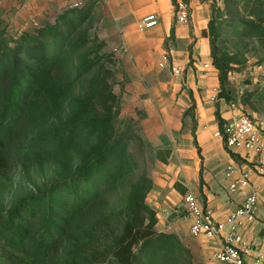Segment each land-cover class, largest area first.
<instances>
[{
    "label": "trees",
    "instance_id": "obj_1",
    "mask_svg": "<svg viewBox=\"0 0 264 264\" xmlns=\"http://www.w3.org/2000/svg\"><path fill=\"white\" fill-rule=\"evenodd\" d=\"M95 1L68 7L55 21L24 30L14 45L0 41V182L15 165L32 164L74 145L79 155L72 173L21 197L8 208L0 207V264H193L192 251L180 236L156 226L157 210L147 200L154 179L147 169L130 183L120 211L101 216L88 226L102 231L117 225L120 228L115 237L99 250L77 248L67 258L61 256L66 239L89 237L75 235L85 228L87 208L111 185L135 173L138 167L129 149L133 138L145 141L131 124L120 131L116 128L115 118L122 107L114 87L117 61L113 54L100 52L105 43H100L101 48L88 63L91 80L73 101L69 118L57 126L26 131V120L43 117L42 93L53 101L54 109L60 106V100H54L56 88L45 84L83 45L76 42V35L90 17ZM171 1L176 5L177 0ZM247 1L249 17L242 19V25L264 47V0ZM209 26L212 63L219 76L218 96L231 101L229 71L246 57L220 55L213 18ZM215 114L222 130L226 120L220 103ZM193 135L198 146L194 129ZM170 151L168 147L159 149L157 156L167 162ZM231 154L246 161L236 152Z\"/></svg>",
    "mask_w": 264,
    "mask_h": 264
},
{
    "label": "rangeland",
    "instance_id": "obj_2",
    "mask_svg": "<svg viewBox=\"0 0 264 264\" xmlns=\"http://www.w3.org/2000/svg\"><path fill=\"white\" fill-rule=\"evenodd\" d=\"M124 1H95L90 17L85 21L76 35V42H81L83 45L68 61L61 64L54 71L45 84V86L56 88L53 93L54 100L59 99L61 102L60 106L54 109L53 101L47 97L45 92L42 93L40 106L42 107L43 117L26 120L25 127L27 132L28 130L37 132L42 127L49 125L57 126L69 118L73 101L83 94L91 80L90 74H87L88 63L93 60L96 52L101 48L100 43H105L100 52L113 54L117 61L115 64L117 73L115 75L116 83L114 87L121 97L122 107L119 115L115 118L116 128L120 131L128 124H131L135 133L139 135H141V131L143 133L144 129H150L149 131L153 132L152 124L148 128H145L146 125L144 124L145 116H148L146 110L154 113V109H156L154 96L151 94L145 95L149 93L150 87L155 86L153 85L155 83H152L153 79L139 74L135 80H129L125 73H122L119 69L120 63L126 55L135 59V56L132 54L134 53L133 50L128 48L127 43L121 38L122 32L118 26L120 14L128 11L131 9L130 6H133L130 2L128 5ZM149 1L155 0H145V3ZM168 1V4L172 5V9L174 10V22H176V6H174L171 0ZM193 5L192 10L193 14H195L189 18V26L185 28L186 32L183 39L178 38L175 33L168 36L163 43L162 53L168 52L170 54L172 45L183 46L189 49L197 41L203 42L206 45L208 44L210 50L209 21L213 18L214 38L218 53L220 55L243 54L246 57L243 63H234L232 69L229 71L227 87L232 95L231 101L237 102L244 111L253 117L264 135V47L261 46L255 36L246 33L244 25L241 22L242 19L249 17L248 5H250V2L247 0H199L198 2H194ZM67 8V0H0V41L2 40L8 42L9 45H14L24 30L55 21L56 17ZM133 10L135 11V8ZM150 12H155L159 18L161 17L159 12L146 6L137 21L138 29L142 30L138 23L143 19L144 15ZM188 68L189 65L182 72L183 77H181L180 84H177V86L172 82L171 73L162 75L163 80H165L163 84L170 81V86L173 85L176 89L180 87L174 103V105H177L175 107L177 112L170 114V120L172 119V121L170 127L167 126L166 128L167 139H171L169 133L174 131L181 138H184L186 125L191 122V119L195 118V106L192 105L190 97L188 99L186 95L182 94V90H185L187 93L192 89L187 83ZM218 87L220 90V84ZM203 88L204 86H198L200 91ZM173 89L175 90V88ZM137 91H140L137 99L140 101L135 103L134 100L137 97L134 96V93H137ZM126 92L127 94L125 95ZM186 99L188 101L187 104ZM221 99L218 96L214 100L216 105L222 102ZM49 107H52V110ZM35 113L36 111H34ZM38 113H40L39 110ZM180 120L182 126H179ZM193 122H191L192 125ZM72 148L66 151H57L53 155L32 164L13 166L8 175L0 182V207L4 209L8 208L21 197L31 192L42 190L56 179L72 173L79 161L76 145ZM164 148L167 147H163L162 149ZM129 149L134 155L138 167L135 173L127 175L120 183L111 185L100 200L87 208L83 221L85 228L75 235H87L89 237L73 238L72 240L66 239L61 248V256L63 258H67V255L70 252H75L77 248L84 252L90 249L99 250L103 248L104 244L115 237L120 228L117 225L102 231H93L88 226L95 219L122 209L124 196L128 192L129 185L141 171L147 169L151 175L155 174L156 178L161 176L166 179H169L171 176L172 166H175L173 168V171H175L176 159H172V164L169 160L166 163L161 161L157 156L158 150L152 142H142L135 136L131 141ZM167 155L170 156V153ZM180 213L184 214V210ZM194 240L197 243H205L201 239ZM185 244L192 251L193 264H212V259L206 253L199 254L195 250H192L187 243Z\"/></svg>",
    "mask_w": 264,
    "mask_h": 264
},
{
    "label": "crops",
    "instance_id": "obj_3",
    "mask_svg": "<svg viewBox=\"0 0 264 264\" xmlns=\"http://www.w3.org/2000/svg\"><path fill=\"white\" fill-rule=\"evenodd\" d=\"M124 2L128 5L130 2L133 6L120 14L118 26L122 32L121 38L127 43V47L133 50L134 53L132 54L135 59L126 55L123 57L119 69L125 73L129 80H135L139 74L153 79L152 83H155L153 84L155 86L150 87L149 93L145 95L154 96L156 109H154V113L146 110L148 116H145L144 120L145 128L152 124L153 132L143 128L145 133L141 131V135L146 142H152L157 150L163 147L170 148L168 160L172 164V159H176V168L178 167V170L175 168V171H173L175 166L171 167L169 179L161 176L156 178L155 174L152 175L154 187L149 192L147 200L157 210V228L176 232L192 250L199 254L206 253L212 259L218 243L205 234L200 236L192 234L191 219L182 207L184 194L189 190L194 191L218 218L223 219L240 205L248 193L254 188H258L257 220L249 225L245 235L247 239L252 241L254 250H264V175L255 171L251 176V186L236 192L229 189V181L225 175L228 165L231 163L241 164L244 161L235 159L231 154L232 150L224 140L214 134V130L219 127V124L215 114L216 103L209 96L214 93V87L219 86V76L215 67L209 68L204 65L205 62L212 61L211 49L209 50L208 44L200 41H197L189 49L183 46H171V61L181 64L184 68L183 71L189 65L187 83L192 89L187 93L182 90V94L186 95L188 99L190 97L191 102H194L196 121L193 122L191 119L193 125L191 122L186 125L184 138L170 130L171 139H167L166 128L167 126L170 127L172 121L170 114L177 112L175 108L177 105L174 103L180 87L176 89L175 86L180 84L183 75L182 73L174 74L170 67H160L158 61L163 51L165 39L172 35V27H174L175 35L183 39L186 32L185 28L189 26V23H182L177 18V21L174 22V10L172 5L168 4V0H155L147 3L145 0H125ZM193 3L191 2L190 5L191 16L195 14L192 10ZM146 6L160 13V22L140 30L137 27V21ZM167 73L172 74V82L175 86H170V81L163 84L165 80H163L162 75ZM198 86H204V88L200 91ZM139 92L134 93V96L137 97L134 100L135 103L140 101L137 100ZM221 100L220 111L222 117L227 120L231 114L227 106L229 101ZM185 101L187 104V99ZM172 102L173 104H171ZM237 111L239 110H235V112ZM179 126H182L181 120ZM193 129L199 147L194 141ZM235 176H239L238 173H235ZM183 210L184 214H181L180 212ZM194 239L196 241L201 239L205 243H197ZM253 252L247 256L249 262L253 260Z\"/></svg>",
    "mask_w": 264,
    "mask_h": 264
},
{
    "label": "built area",
    "instance_id": "obj_4",
    "mask_svg": "<svg viewBox=\"0 0 264 264\" xmlns=\"http://www.w3.org/2000/svg\"><path fill=\"white\" fill-rule=\"evenodd\" d=\"M90 1L67 0L68 7L71 8L82 7ZM190 1L198 2L199 0ZM190 1L177 0L175 5L177 20L185 24H188L191 16ZM159 22L158 14L150 12L144 15L138 24L141 29H145L157 25ZM158 64L161 67H170L176 75L181 74L184 69L181 64L171 61L168 52L161 53ZM204 65L214 68L212 61H207ZM219 91L218 86L214 87V93L210 96L211 100L214 101L218 98ZM227 106L231 114L225 121L223 129L216 128L214 134L223 139L233 152L238 153L246 160L241 164H229L225 171L230 191L236 192L251 186V176L255 171L264 175V135L253 117L244 111L237 102L229 101ZM237 109L239 111L235 112ZM235 173H238L239 176L236 177ZM258 204L259 191L258 188H254L235 210L220 219L192 190L184 194L182 201V207L191 219L192 234L195 236L205 234L218 243L212 256V264H264V250H254L252 241L245 235L249 225L257 220ZM252 252L254 257L249 262L247 256Z\"/></svg>",
    "mask_w": 264,
    "mask_h": 264
}]
</instances>
